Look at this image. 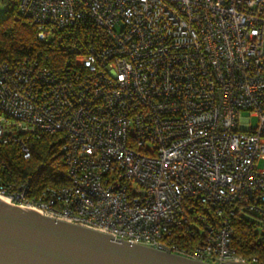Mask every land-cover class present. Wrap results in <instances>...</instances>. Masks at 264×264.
Instances as JSON below:
<instances>
[{
	"label": "built area",
	"instance_id": "2783aa9c",
	"mask_svg": "<svg viewBox=\"0 0 264 264\" xmlns=\"http://www.w3.org/2000/svg\"><path fill=\"white\" fill-rule=\"evenodd\" d=\"M19 6L42 42L82 35L52 64H0V141L29 157V138L61 133L67 168L59 186L6 170L0 197L195 259L264 264V0Z\"/></svg>",
	"mask_w": 264,
	"mask_h": 264
},
{
	"label": "water",
	"instance_id": "95a60500",
	"mask_svg": "<svg viewBox=\"0 0 264 264\" xmlns=\"http://www.w3.org/2000/svg\"><path fill=\"white\" fill-rule=\"evenodd\" d=\"M0 264L216 263L115 238L0 197Z\"/></svg>",
	"mask_w": 264,
	"mask_h": 264
},
{
	"label": "trees",
	"instance_id": "16d2710c",
	"mask_svg": "<svg viewBox=\"0 0 264 264\" xmlns=\"http://www.w3.org/2000/svg\"><path fill=\"white\" fill-rule=\"evenodd\" d=\"M5 7L0 13V64L14 62L26 57H50L48 64L58 58L61 51L73 52L70 43L82 35L77 30L67 36L62 45L56 41L42 42L37 37V26L20 10V0H0ZM86 30V37H88ZM91 33V32H89ZM49 60V59H48ZM58 62H61L59 59ZM64 138L61 133H42L28 139L31 155L25 157L21 145L15 142L0 141V173L11 170L14 176L29 179L32 184H52L59 186L66 181V163L62 145ZM250 237L245 238L248 242ZM242 251L253 252L254 247H242Z\"/></svg>",
	"mask_w": 264,
	"mask_h": 264
},
{
	"label": "rangeland",
	"instance_id": "374dc122",
	"mask_svg": "<svg viewBox=\"0 0 264 264\" xmlns=\"http://www.w3.org/2000/svg\"><path fill=\"white\" fill-rule=\"evenodd\" d=\"M4 12H5V7H4L3 4H0V13H1V14H4ZM116 28L119 29V28H120V25H117ZM243 115H244V116H249L250 113H249L248 111H245V112L243 113ZM252 123H253L254 125L257 124V117H256V116H252Z\"/></svg>",
	"mask_w": 264,
	"mask_h": 264
}]
</instances>
